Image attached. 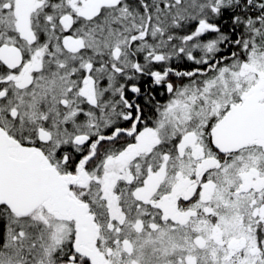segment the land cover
Segmentation results:
<instances>
[{"label": "snow or ice", "instance_id": "snow-or-ice-1", "mask_svg": "<svg viewBox=\"0 0 264 264\" xmlns=\"http://www.w3.org/2000/svg\"><path fill=\"white\" fill-rule=\"evenodd\" d=\"M0 264H264V0H0Z\"/></svg>", "mask_w": 264, "mask_h": 264}]
</instances>
